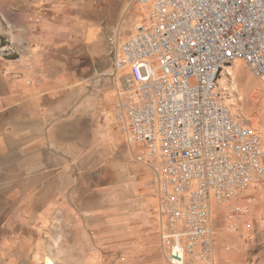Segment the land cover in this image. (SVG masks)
<instances>
[{
	"label": "rangeland",
	"instance_id": "obj_1",
	"mask_svg": "<svg viewBox=\"0 0 264 264\" xmlns=\"http://www.w3.org/2000/svg\"><path fill=\"white\" fill-rule=\"evenodd\" d=\"M144 14L136 0H0V68L18 56L8 46L14 37L27 46L41 35V62L51 56L77 79V97L56 108L43 149L20 150L14 142L0 151V264H166L149 187L155 162L139 143L129 145L112 119L123 88L111 74L116 41ZM72 25L75 38L45 39ZM239 61L218 88L236 118L261 131L264 145V94ZM262 190L264 179L244 194L236 230L215 208L209 264H264Z\"/></svg>",
	"mask_w": 264,
	"mask_h": 264
},
{
	"label": "built area",
	"instance_id": "obj_2",
	"mask_svg": "<svg viewBox=\"0 0 264 264\" xmlns=\"http://www.w3.org/2000/svg\"><path fill=\"white\" fill-rule=\"evenodd\" d=\"M136 2L145 14L113 54L123 87L113 123L155 162L149 187L166 264H209L215 208L236 230L244 194L264 179L261 131L236 118L218 88L237 60L264 85V0Z\"/></svg>",
	"mask_w": 264,
	"mask_h": 264
},
{
	"label": "crops",
	"instance_id": "obj_3",
	"mask_svg": "<svg viewBox=\"0 0 264 264\" xmlns=\"http://www.w3.org/2000/svg\"><path fill=\"white\" fill-rule=\"evenodd\" d=\"M77 27L72 25L66 31L58 27L56 36H46L45 39L49 43L56 42L57 37H60L57 43L72 39L78 32ZM40 37L34 35L30 38L32 43L27 46L23 38L14 37L16 41L8 45L18 56L5 59L4 73H1L3 69L0 68V151L8 149L14 142H19L20 150L43 149L47 134L52 130H47V126L55 124L53 119L56 108L63 110L64 105L77 97L72 90V86L77 84L76 78L72 80L75 73L53 63L51 56L46 64L41 62ZM236 64L241 62L237 60L229 67ZM256 79L261 85L256 89L264 94V85ZM260 192L264 193V190Z\"/></svg>",
	"mask_w": 264,
	"mask_h": 264
},
{
	"label": "bare ground",
	"instance_id": "obj_4",
	"mask_svg": "<svg viewBox=\"0 0 264 264\" xmlns=\"http://www.w3.org/2000/svg\"><path fill=\"white\" fill-rule=\"evenodd\" d=\"M236 65H237V64H236ZM236 65H234V66H230V67L227 66V67L225 68V73H227V75H229V76H232V75L235 76V66H236ZM236 85H237V82H236V81H233L232 84L229 85L228 87H229L230 89H232V90H235ZM255 94H256V91H253V92H252V96H253V98H256V97H255ZM46 263L48 264V263H51V262H50V260L48 259V260L46 261Z\"/></svg>",
	"mask_w": 264,
	"mask_h": 264
}]
</instances>
